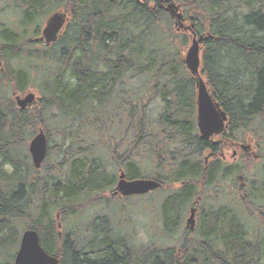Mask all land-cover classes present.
<instances>
[{
    "label": "trees",
    "instance_id": "16d2710c",
    "mask_svg": "<svg viewBox=\"0 0 264 264\" xmlns=\"http://www.w3.org/2000/svg\"><path fill=\"white\" fill-rule=\"evenodd\" d=\"M169 1L181 5L197 36L207 37L200 74L229 116V128L253 134L254 119L264 120V0ZM11 3L19 21L0 23V251L14 246L17 252L21 232L33 229L41 247L59 264H264V175L259 185L255 176L245 179L253 172L252 163L221 168L216 160L208 170L202 166L205 146L196 128L195 79L182 62L181 49L190 38L172 30L159 0ZM55 10L69 13L58 42L50 47L27 43V31L34 28L36 38L42 20ZM22 62L25 72L17 68ZM36 78L41 98L20 110L13 95H23ZM121 88L127 105L111 118L107 92L114 101ZM157 99L161 113L152 115L148 107ZM115 107L110 111L118 113ZM48 110L56 114L50 119L61 129L62 139L48 147L59 162L54 170L47 168L49 177L39 189L41 178L31 181L37 170L24 149L44 129ZM97 128L115 131L110 154L128 180L155 179L162 185L157 192L168 193L161 214L165 236L174 235L184 211L201 199L195 232L185 231L176 248L146 245L135 252L128 236L113 235L107 217H96L82 241L72 231L59 239L54 209L61 221L75 218L105 199L116 181L115 174L108 176L94 162V150L103 142L89 143L94 137L89 133L80 143L76 140ZM244 135L238 139L244 141ZM76 154L90 156L73 159ZM143 162L151 165L150 173L141 168ZM226 184L236 190L233 206L206 207V192ZM90 198L87 204L83 200ZM14 257L0 264H13Z\"/></svg>",
    "mask_w": 264,
    "mask_h": 264
},
{
    "label": "rangeland",
    "instance_id": "374dc122",
    "mask_svg": "<svg viewBox=\"0 0 264 264\" xmlns=\"http://www.w3.org/2000/svg\"><path fill=\"white\" fill-rule=\"evenodd\" d=\"M178 5H180V4H178ZM180 8H181V11L183 13V8L181 7V5H180ZM55 12H58V11H56V10L52 11L51 13L46 15V17L42 20V25H41L39 34H37L36 37H38L40 35L41 30L44 28L46 19L51 14H53ZM18 13L19 12L13 8L11 0H0V23L6 24V25H11L12 23L18 22L20 19V15ZM183 15H184V13H183ZM67 25L65 26L63 33H64ZM171 27H172L173 31L176 30L174 28L173 21H172ZM34 32H35L34 28L29 29L27 31V34H26L27 43H28V40L35 38ZM177 33H179V32H177ZM188 47H189V44L186 47L181 49L182 50V56H184V53L188 49ZM57 49H58V47H57ZM0 61H2V60L0 59ZM228 63H231L233 66L238 64V63H233V62H228ZM247 63H249V62L247 61ZM10 64L12 67H15V64L13 62H11ZM39 65H42V64H39ZM44 66H40V69H43ZM46 66H49V64ZM17 68L21 71L23 70V72H25V70H26L24 62L17 65ZM39 82H40L39 78H36L35 80L31 79L30 83H28L26 85L27 89L25 90L24 94L20 95V96H24L27 93L31 92V93L35 94V96L37 98H41L39 90L36 88V85H38ZM9 95H11L10 92H9ZM161 106L162 105L159 102V99H157L149 105L148 109L150 110V113H152V115H156V114L159 115L161 112ZM117 114H118L117 111H114V112H112L111 116H117ZM52 115H56L54 111L53 112L50 110L46 111L45 119L43 121L44 122V124H43L44 129H42V130L45 133V135L47 136L48 147L50 144L56 145L62 139V136L60 135L61 129H58V125L54 124V122L51 121V119H50V116H52ZM93 119H94V117H92V120ZM93 121H95V120H93ZM252 130L254 132H256L255 136L257 139H259L260 142L254 141L253 138H252L253 140L250 142V140H251L250 136L255 137L252 133L251 134L246 133L244 135L242 132H240L238 134V138L242 137V135L245 136L244 141L240 140L241 144H244V146L250 145L252 148H254V145H256V143H257V145H259L260 148L258 149V146H257L256 153L258 152V154L260 156L264 157V140H262L264 138V120L261 117H257L254 119V122L252 124ZM88 133L91 137H92V134L94 136L92 139H90L88 141L89 143H92V140L94 143L103 142L102 145L99 144L98 148H96L94 150V154L92 155L94 158V162L97 164H100L99 168L103 171L105 170L106 173L108 174V176H111V174L117 175V170H118L119 166L114 164L113 160L111 159V154L109 155V152H108V148H110V145H111V148L113 146V144H112L113 140H111V137L113 138V136H114L113 134H115V131L113 130V128H110L108 130V132L107 131L104 132V130H101L99 128L93 129V130L92 129L86 130L83 135H80L79 138L76 139L77 142L80 143L84 138H88V136H87ZM67 144H69V141H67ZM85 146H87V145H85ZM48 150H49V152H48ZM24 152L27 155L28 144L26 145ZM28 155H29V153H28ZM89 156L90 155H86V154H76V157H72V158L73 159L76 158L78 160L86 159V158L89 159ZM241 159L242 158L240 156L233 162L232 161L233 159L231 158V151H230V153L229 152L226 153L225 164L228 166L230 164L231 165L232 164H238L239 165V164H242L244 162H247L249 164L252 163L251 164V171H253V172L251 175L246 174L245 179L250 180L251 177L255 176L256 179H258V182H257L258 184L260 183L261 180L262 181L264 180V177H263L264 170H262V168L264 166V159L262 161H259V159H258L257 163L253 162L251 158H248L246 160L245 159L241 160ZM29 161L31 162L30 155H29ZM201 161H202V158H201ZM58 162H59V159L56 157V153L55 152L51 153V150L47 149V158L42 165V166H45V168L43 169L41 167L39 170H37V172H34L32 174L31 181L34 179L38 180V177H40L41 178V185H38V188L40 189L42 187V185H44L43 178L46 179L49 177V175L47 173V168L49 167L50 170H54L53 166H55ZM141 168L146 169L145 173L151 172V165L145 164L144 162H143V165ZM53 172H55V171H53ZM55 174L56 173H53V176H55ZM63 174H64V172H63ZM57 176H55V177L59 178V175H57ZM260 178H262V179L259 180ZM252 179L255 180L254 178H252ZM174 188L177 189L178 186L175 185ZM166 191L170 192L169 190H166ZM235 191L236 190H234V188L232 186L229 187L226 184V186L222 187L221 189H217V190L213 189V190L206 192V194H205L206 202H207L206 207H208V205L209 206L213 205L214 207H229V208H231L233 206V201L235 200V198H234V193H236ZM38 192H39V190H38ZM38 192L35 190L36 195L38 194ZM109 192L110 191H108V193ZM164 193H165V195H163V193H161L160 191L159 192L155 191V192H151V193L144 195V196H133V197H129L126 199L125 198H121V199L116 198L114 200L108 199V195H107L106 199L102 200L99 203L91 204V206L85 208L81 213H77L75 218H71V217L67 216L65 219H63L61 221V217L59 216L60 217V223L62 225L61 232L63 233V234L62 233L59 234V232L57 231V233L60 236L59 239L63 238L64 233H66L68 231H72V232H76L78 240L82 241L84 236L89 237V233L86 230H88V226L91 225V223L94 221V219L96 217L104 218V216H105V217H107L106 218L107 221L109 220V222H110V226L113 230V235L115 237H118V238H122L125 235L128 236V241L130 244L129 246H131L135 252L141 251V249L146 245H154L155 247H164V248H168V247H175L176 248V246L181 244L182 241L184 240L185 223H186V219H188V217H189L188 212L190 209L189 207H191V206L187 207V209L184 211L183 219H182L181 224L178 227V230L174 233L173 236L167 237L163 234V231H162L164 224H163V218H161L162 217L161 214H162L163 197L168 194L167 192H164ZM93 197H94V194L91 196V198H93ZM207 197L210 198L209 201L207 200ZM91 198L88 200L87 199H83V200H85V203L87 204L89 202V200H91ZM94 199H96V198L94 197ZM33 201H34V197H33L32 203H33ZM259 202H261V201H259ZM258 203H256V205ZM78 204H80V202ZM61 208H62V206H61ZM57 214L58 213L56 212V209H54L53 216L56 217ZM55 224L57 225V222H55ZM22 225H24V222H21L17 225L19 230H21ZM81 229H82V231H81ZM23 232H21V235L23 234ZM84 233H85V235H84ZM15 252H16V250H15L14 246L5 247L4 250L0 251V263H3V262L11 263L14 255H15Z\"/></svg>",
    "mask_w": 264,
    "mask_h": 264
},
{
    "label": "water",
    "instance_id": "95a60500",
    "mask_svg": "<svg viewBox=\"0 0 264 264\" xmlns=\"http://www.w3.org/2000/svg\"><path fill=\"white\" fill-rule=\"evenodd\" d=\"M160 8L169 15L174 21V28L177 31L191 32L190 46L185 52L183 63L195 79L197 87V127L201 138L208 139L213 135H220L224 131L226 115L219 109V105L212 101L208 93L206 84L200 75V52L201 44L206 36H198L194 32L195 25L190 23L185 26V17L181 11L180 5L172 2L159 0ZM69 20V13L58 11L51 14L45 22L44 28L39 37L30 39L28 42H43L50 46L58 41L62 29ZM0 62V69L3 72ZM39 98L33 93H27L24 96H15V102L20 110L29 108L33 103L38 102ZM47 140L44 132L40 129L31 139L28 151L35 169H40L46 157ZM161 184L151 179L127 180L124 172L120 171L118 183L113 195L120 197L142 196L161 188ZM196 209H191L190 216L187 219V227L191 231L194 229ZM59 227H61L59 225ZM13 264H59L56 257L48 255L40 245L38 233L35 230H27L22 234L19 249L15 255Z\"/></svg>",
    "mask_w": 264,
    "mask_h": 264
},
{
    "label": "flooded vegetation",
    "instance_id": "af4514ba",
    "mask_svg": "<svg viewBox=\"0 0 264 264\" xmlns=\"http://www.w3.org/2000/svg\"><path fill=\"white\" fill-rule=\"evenodd\" d=\"M187 24H189L188 21L185 23V26ZM185 33L189 36V33L187 31H185ZM62 34H63V31H62ZM121 87H124V86H121ZM206 87H207L209 95L212 98V101L214 103L218 104L219 105V109L222 112H224L222 107H221V105H220V103H218L217 101H215L213 99L212 94H211V89L208 86H206ZM194 92H195L194 93L195 94L194 95V100H195V105H196L195 115H196L197 134H198L199 139L204 142V146H205V151L202 152V156H201V158H202L201 164L205 168V170H208L210 164H212V162H214L216 160L221 161V165H220L221 168L227 166L225 164L226 153L227 152L230 153V151H231V158L233 159L232 160L233 162L240 156H241L242 159H245V160L248 159V158H251L252 161L255 162V163L258 162V159H259V161H262L264 159V157L260 156L258 154V152L256 153L257 146H258V149L260 148L259 145H257V143H256V145H254V148H252L250 145L244 146V144H241L240 140L238 139L239 132L238 131L234 132L233 130H231L229 128V116L225 112L224 113L226 115V123H225L226 126L224 127V131L220 135H213V136L209 137L208 139L201 138L199 130H198V127H197V95H198V93H197L196 85L194 87ZM117 94L118 95L115 96L114 101H113L112 97H111V94H110V91L107 92L106 106H108V109L110 111V106H115L116 105L115 108H119L120 111H118V114H120L121 110L124 109L126 107V105H127L126 104L127 100L124 98V95H125L124 94V88L119 89V93H117ZM159 102L162 105V102L161 101H159ZM109 114L111 115L112 111H110ZM113 117H116V116H111V118H113ZM120 119H121V117H120ZM255 134L256 133L254 132L253 135L255 136ZM252 138L254 139V141L260 142L259 139L256 138V136L255 137L250 136V139H251L250 142L253 140ZM262 140H264V138ZM47 145H48V141H47ZM110 150H111V145H110V148H108L109 155H110ZM46 158H47V154H46ZM111 159L113 160V162H115L113 157H112V155H111ZM232 165H235V164H232ZM121 170H122V167L119 166V168L117 170L118 174H117L116 181H115L114 185L112 186L111 191L107 194L108 195V199L114 200L116 198L117 199H121L122 198L119 195H113L114 191H115V187H116V185L118 183L119 173H120ZM237 178L241 181V186H243L242 177L238 176ZM109 179H111V178L109 177ZM197 200H199V203H200V198L195 199V201H194L195 203L192 204L191 207H189L190 209H189V212H188L189 213L188 215H190L191 209L196 208L194 232L196 230V225H197L196 222H197V216L199 214V206H200V204L198 206H196V201ZM55 220L57 221V227H58L59 226L58 222L60 221L59 215H56ZM108 223H109L108 224L109 227H111L109 220H108ZM187 230L191 231L187 227V219H186L185 231H187ZM58 237L60 238L59 235H58Z\"/></svg>",
    "mask_w": 264,
    "mask_h": 264
}]
</instances>
